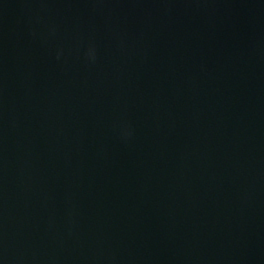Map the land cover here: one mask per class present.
I'll list each match as a JSON object with an SVG mask.
<instances>
[{
	"label": "water",
	"instance_id": "water-1",
	"mask_svg": "<svg viewBox=\"0 0 264 264\" xmlns=\"http://www.w3.org/2000/svg\"><path fill=\"white\" fill-rule=\"evenodd\" d=\"M0 264H264V0H0Z\"/></svg>",
	"mask_w": 264,
	"mask_h": 264
}]
</instances>
